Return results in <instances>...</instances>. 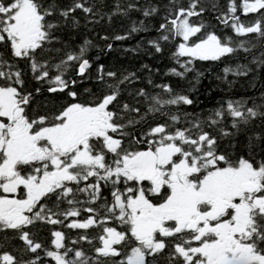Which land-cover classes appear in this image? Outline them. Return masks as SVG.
Returning a JSON list of instances; mask_svg holds the SVG:
<instances>
[{
  "label": "snow or ice",
  "instance_id": "6c2138e0",
  "mask_svg": "<svg viewBox=\"0 0 264 264\" xmlns=\"http://www.w3.org/2000/svg\"><path fill=\"white\" fill-rule=\"evenodd\" d=\"M0 264H264V0H0Z\"/></svg>",
  "mask_w": 264,
  "mask_h": 264
},
{
  "label": "trees",
  "instance_id": "16d2710c",
  "mask_svg": "<svg viewBox=\"0 0 264 264\" xmlns=\"http://www.w3.org/2000/svg\"><path fill=\"white\" fill-rule=\"evenodd\" d=\"M132 43H135L134 41H132ZM204 83L206 84L207 83V81H204ZM202 99H203V97H202Z\"/></svg>",
  "mask_w": 264,
  "mask_h": 264
}]
</instances>
